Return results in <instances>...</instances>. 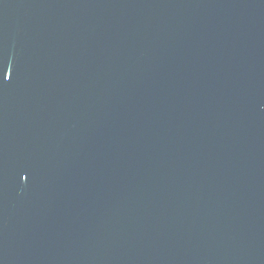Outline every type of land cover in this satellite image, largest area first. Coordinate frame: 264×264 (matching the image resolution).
<instances>
[{
	"label": "water",
	"instance_id": "obj_1",
	"mask_svg": "<svg viewBox=\"0 0 264 264\" xmlns=\"http://www.w3.org/2000/svg\"><path fill=\"white\" fill-rule=\"evenodd\" d=\"M0 264H264V0H0Z\"/></svg>",
	"mask_w": 264,
	"mask_h": 264
},
{
	"label": "snow or ice",
	"instance_id": "obj_2",
	"mask_svg": "<svg viewBox=\"0 0 264 264\" xmlns=\"http://www.w3.org/2000/svg\"><path fill=\"white\" fill-rule=\"evenodd\" d=\"M25 179H27V177H25Z\"/></svg>",
	"mask_w": 264,
	"mask_h": 264
}]
</instances>
